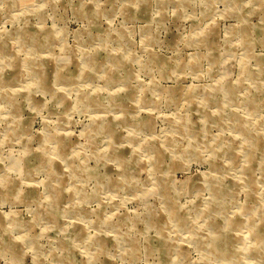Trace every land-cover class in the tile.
Returning a JSON list of instances; mask_svg holds the SVG:
<instances>
[{"label": "rangeland", "instance_id": "374dc122", "mask_svg": "<svg viewBox=\"0 0 264 264\" xmlns=\"http://www.w3.org/2000/svg\"><path fill=\"white\" fill-rule=\"evenodd\" d=\"M0 264H264V0H0Z\"/></svg>", "mask_w": 264, "mask_h": 264}, {"label": "bare ground", "instance_id": "6f19581e", "mask_svg": "<svg viewBox=\"0 0 264 264\" xmlns=\"http://www.w3.org/2000/svg\"><path fill=\"white\" fill-rule=\"evenodd\" d=\"M106 123V122H105ZM46 216V215H45Z\"/></svg>", "mask_w": 264, "mask_h": 264}]
</instances>
